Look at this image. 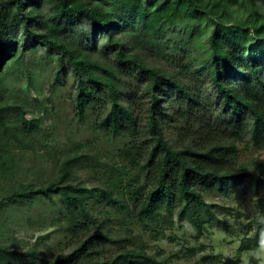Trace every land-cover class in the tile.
<instances>
[{
  "label": "trees",
  "instance_id": "1",
  "mask_svg": "<svg viewBox=\"0 0 264 264\" xmlns=\"http://www.w3.org/2000/svg\"><path fill=\"white\" fill-rule=\"evenodd\" d=\"M46 3L51 5L50 17L44 14ZM14 12L24 19V44L34 40L60 51L53 85L65 80L61 74L68 65L72 68L78 119L95 117V130L119 141L118 156L133 164L124 163L123 168L139 167L144 174V184L135 191L132 184L99 187L109 206L128 212L145 228L155 226L162 209L177 210L201 227L200 214L215 206L205 195L213 188L226 195L230 186L245 180L256 184L261 179L264 185V166L256 165L262 168L259 175L254 167L240 166L237 144L249 133L253 145L264 150V0H0V75L19 42L9 24ZM84 19L89 26L77 42L72 32ZM125 26L136 31L137 45L157 49L158 54L170 46L166 38L176 33L170 48L178 52L175 66L182 69L162 70L142 53H128L119 34ZM102 32L107 33L105 44L112 57L106 49L96 51ZM197 45L203 47L202 66L189 71L185 60L191 59L190 50ZM199 72L209 77L206 86ZM209 87L217 99H212ZM149 95L144 129L148 136L143 137L144 126L139 125L143 120L134 108ZM10 113L19 114L15 117L19 125L9 126ZM25 113L21 105L0 102L1 141L10 142L3 130L27 137L38 127L37 119H27ZM216 117H222V123ZM177 127L178 141L171 144L165 132ZM72 165L67 159L57 179L3 196L0 205L36 195L58 198L62 217L71 218L66 230L74 248L46 262L39 248L20 251L0 243V264H20L22 258L28 264H37L38 259L43 264H171L143 249L97 253L101 243L116 237L100 218L90 215L87 196L96 194L95 189L67 181ZM257 207L252 233L241 240V252L264 245V196L257 199ZM208 262L209 257L202 256L195 264Z\"/></svg>",
  "mask_w": 264,
  "mask_h": 264
},
{
  "label": "rangeland",
  "instance_id": "2",
  "mask_svg": "<svg viewBox=\"0 0 264 264\" xmlns=\"http://www.w3.org/2000/svg\"><path fill=\"white\" fill-rule=\"evenodd\" d=\"M50 7L49 3L43 5L44 14L51 11ZM10 20L12 35L19 42L13 48L12 59L0 75V102L23 106L25 117L36 118L38 127L27 137L2 131L7 132L10 142L0 140V199L25 186H39L57 179L63 162L70 158L73 165L67 181L95 189L96 194L87 196L90 215L100 218L109 233L116 237V240L103 242L97 247L100 255L135 248L143 249L157 259H167L171 264H195L202 256H208L211 261L203 264H264V245L256 250H239L243 237L252 233V219L259 212L257 199L264 196L261 179L256 184L245 180L243 184L230 186L226 195L215 188L206 193L208 202L215 206L210 211H202L199 217L201 227L193 224L187 216H179L177 210L170 213L162 209L155 226L145 228L128 212L122 213L102 200L99 187L112 185L117 189L114 186L132 184L135 191L144 184V174L139 167L123 168L129 159L122 160L118 156L117 149L121 144L95 130V117L88 114L84 120L78 119L75 111V76L70 65L61 74L65 80L53 85L60 51L34 40L24 44V19L14 12ZM33 24L38 27L36 23ZM88 26L89 21L85 19L75 23L76 31L72 35L77 42ZM119 34L128 53H142L149 64L162 70L182 69L175 66L178 52L170 48L177 40L176 33L166 38L170 46L159 54L157 49L150 51L151 48L137 45L133 39L136 31L128 26L120 28ZM106 37L107 33L102 32L99 45L95 48L101 53L106 49L112 57V50L105 44ZM202 51L200 45L190 50L191 59L185 60L187 70L192 71L197 67L200 70ZM191 63H196V66H191ZM199 77L206 86L209 77L201 72ZM208 90L212 99H217L215 91L210 87ZM150 105L149 95L142 100L140 107L134 108L136 117L143 120L139 123L144 126L141 130L143 137L148 136L144 129L149 120ZM7 116L10 127L19 125L15 121L19 114L10 113ZM216 118L218 123H222V117ZM165 133L171 144L177 143L178 127L170 128ZM237 144L240 166L254 167L259 175L262 168L256 165L264 166V150L253 145L249 133H245ZM128 166L132 167L133 164ZM61 206L58 198L53 201L43 195L0 205V243L20 251L39 248L46 254V262L58 254L71 251L75 241L66 230L69 224L67 220L71 218L62 217ZM36 262L43 264L40 259ZM20 264H28L27 259L22 258Z\"/></svg>",
  "mask_w": 264,
  "mask_h": 264
}]
</instances>
